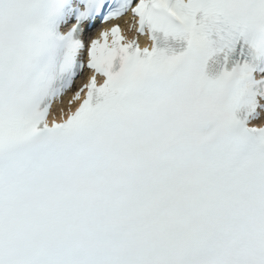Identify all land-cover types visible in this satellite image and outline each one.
<instances>
[{"label": "snow or ice", "instance_id": "obj_1", "mask_svg": "<svg viewBox=\"0 0 264 264\" xmlns=\"http://www.w3.org/2000/svg\"><path fill=\"white\" fill-rule=\"evenodd\" d=\"M0 264H264V0H0Z\"/></svg>", "mask_w": 264, "mask_h": 264}]
</instances>
